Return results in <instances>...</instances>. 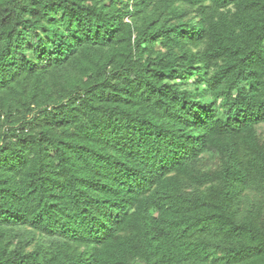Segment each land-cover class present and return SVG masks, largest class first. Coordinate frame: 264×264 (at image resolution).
Wrapping results in <instances>:
<instances>
[{"label":"trees","instance_id":"16d2710c","mask_svg":"<svg viewBox=\"0 0 264 264\" xmlns=\"http://www.w3.org/2000/svg\"><path fill=\"white\" fill-rule=\"evenodd\" d=\"M264 0H0V264H264Z\"/></svg>","mask_w":264,"mask_h":264},{"label":"rangeland","instance_id":"374dc122","mask_svg":"<svg viewBox=\"0 0 264 264\" xmlns=\"http://www.w3.org/2000/svg\"><path fill=\"white\" fill-rule=\"evenodd\" d=\"M258 133L261 136V138L264 139V124L258 126Z\"/></svg>","mask_w":264,"mask_h":264}]
</instances>
